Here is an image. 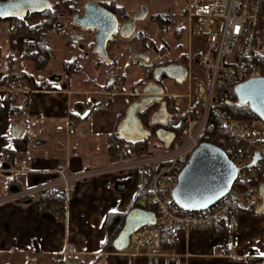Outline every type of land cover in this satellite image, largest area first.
I'll return each mask as SVG.
<instances>
[{
	"label": "crops",
	"instance_id": "0c3cea01",
	"mask_svg": "<svg viewBox=\"0 0 264 264\" xmlns=\"http://www.w3.org/2000/svg\"><path fill=\"white\" fill-rule=\"evenodd\" d=\"M126 5L128 4L116 6L125 11L127 19L119 18L123 23L129 20L128 15L140 8H144L146 17L149 12L152 13L145 6L137 10L129 4L130 8L127 10ZM164 14L168 20L167 28L171 26V20L169 14ZM154 17L152 16V21ZM176 32L178 43L185 34L187 48L181 51L179 62L167 65L175 63L186 67L190 56L193 59V70L206 74L196 63L205 51V40L194 38L189 42L187 25L186 28L176 29ZM195 40L203 41V49L192 54L191 47ZM118 52L121 53L119 48ZM24 54L25 49L19 56L21 61L27 60ZM121 57L126 59L123 63L124 71L128 72L136 65L146 71L143 81L130 82L127 90L124 89L129 83L128 78L124 72L118 71L122 68L121 65H117L116 69L109 63L101 62L96 56V61L105 68L102 67V74L97 79H87L82 77L83 57L79 54L75 59L73 55L68 54L62 68L64 77L47 76L44 73L47 67L36 75L39 83L49 88L36 90L29 86L30 91L27 93L0 92V170L20 169L22 164H27L30 168V172L22 173L17 181L12 175L0 173V186L4 187L6 193L14 191V183H17L19 189H31L54 182L57 179L54 171L60 161L67 162L68 173L107 168L110 165L114 155L110 149L115 147L111 139L117 134V127L124 118L125 110L133 99L142 96L144 86L152 80V77L148 78V67L138 62H126L127 57ZM74 61L75 66L67 70L69 64ZM13 62V58H9L8 65L5 63L6 66L0 69V72H4L0 77L6 76V82L22 73L31 72L21 70L18 75H12ZM111 66L113 68L109 69ZM92 67L99 66L93 64ZM51 72L55 74L54 70ZM188 72L190 76L191 72ZM119 74L122 78L121 91L115 96L107 95L114 77ZM189 76L182 86L187 84ZM197 81L198 78L192 81L194 94L201 86ZM189 88L190 86L187 93L191 91ZM95 105H102L106 109L104 112L92 113L91 107ZM15 124L22 127L21 136L17 139L10 136L11 126ZM70 126L74 130L73 134H69ZM153 139L156 138L152 137ZM149 144L153 143L147 141V145H143L146 147ZM5 155H9V159H6ZM139 183L138 175L133 173L106 174L78 182L71 198L66 201L63 199L64 213L61 220H55L47 211L49 208L42 202V194L46 192L25 197L19 202L1 205L0 264H68L70 260L78 264H147L145 257H128L121 254L124 251L118 253L110 250L112 243L104 247L107 217L126 215L130 211L129 206L137 193ZM8 184L12 191H7ZM259 204L260 198L250 211L243 212L234 220L227 244L223 243L222 236H215L213 231L178 230L169 238L172 244H169L168 248L162 247L160 240L158 248L162 253L179 256V264L262 263L264 211L259 215L254 213ZM67 245H71L74 250L69 256H65ZM222 247L227 249L229 258L220 256ZM157 264L176 263L159 258Z\"/></svg>",
	"mask_w": 264,
	"mask_h": 264
},
{
	"label": "built area",
	"instance_id": "2783aa9c",
	"mask_svg": "<svg viewBox=\"0 0 264 264\" xmlns=\"http://www.w3.org/2000/svg\"><path fill=\"white\" fill-rule=\"evenodd\" d=\"M2 1L6 0H0ZM45 1L50 5L56 2ZM263 8L264 0H188L183 12L188 38L189 42L194 38L205 40V51L196 63L203 72H206L207 81L205 85L201 84V96L199 88L195 94L189 91L181 96L188 102L185 107L184 124L168 148L162 145L163 147L153 150L150 154L136 155L131 153L129 147L119 145L107 168L86 169L78 173H68L67 162L60 161L54 171L57 179L52 183L31 189H19L17 183L13 182L14 191L9 193L0 186V206L19 202L25 197L42 192H54L66 201L74 194L78 182L106 174L133 173L147 178V193L140 196L139 204L152 207L150 210L155 214V224L133 234L129 248L121 253L122 255L145 257L147 264H157L159 258L179 264V256L162 253L159 250L161 238H171L178 230L213 231L224 222L231 232L234 220L256 203L259 198L258 189L264 184V129H257L255 127L257 122L231 121L227 124L229 141L221 149L225 153L226 150L230 152V156L226 154L236 168L237 176L231 190L223 198L205 210L191 212L180 209L174 203L171 193L192 152L201 143L199 139L211 114L217 77L222 74L229 84L233 82L234 75L264 77V67L249 61L256 51L255 32ZM8 33L14 34L15 27L9 26ZM260 52H264V46ZM192 61V57L189 56L186 67L190 72ZM121 84L122 78L114 77L106 94L117 95L121 91ZM29 91V85L25 80L8 81L0 85V92L7 94ZM196 98L202 102V106L197 117H193L190 109ZM105 109L102 105H95L91 107V112H104ZM225 126V122L221 120L217 125V131L221 132ZM73 132L70 126L69 134ZM255 156L257 159L252 164ZM5 158L9 159V155H5ZM27 172H30L27 164H22L20 169L0 170L1 174L14 176L16 181L22 173ZM47 211L55 220L62 219L58 207L49 208ZM222 241L227 244L230 237L223 236ZM73 251V247L67 245L65 256H69ZM220 252L221 257L229 258L225 247H222Z\"/></svg>",
	"mask_w": 264,
	"mask_h": 264
},
{
	"label": "water",
	"instance_id": "95a60500",
	"mask_svg": "<svg viewBox=\"0 0 264 264\" xmlns=\"http://www.w3.org/2000/svg\"><path fill=\"white\" fill-rule=\"evenodd\" d=\"M50 7L45 0H6L0 2V19L6 17H24L28 12H41ZM146 12V11H145ZM144 12V13H145ZM137 18L127 20L119 24L116 16L106 8L89 1L83 7V14L74 15L72 24L78 26L83 32L93 31L92 52L103 63H109L107 46L111 37L117 32L123 39H130L135 32ZM130 51V49H128ZM137 60L148 62L144 55H137ZM189 76L186 67L180 64H168L157 67L152 72V81L143 88L139 100L131 103L125 110L124 118L117 127V134L129 143H140L149 138L150 133L141 122L139 113L159 102L164 95V89L157 82L163 77L181 85ZM238 105L248 106L259 121L264 124V77L249 78L233 87ZM202 95V87H199V96ZM168 112L162 105L149 118L150 123L162 126L154 131L157 141L168 148L175 138L173 131L163 128ZM21 125L11 126L10 136L17 139L21 136ZM255 156L252 164L256 161ZM237 176L236 168L227 154L219 147L201 142L192 152L187 164L181 171L171 197L174 203L182 210L197 212L202 211L223 198L232 188ZM261 204L257 205L254 213L261 214L264 211V184L258 189ZM155 224V214L152 210L141 208L131 209L125 216L124 224L112 242V250L121 253L129 248L131 237L142 228ZM68 264H78L70 260ZM264 264V261L261 263Z\"/></svg>",
	"mask_w": 264,
	"mask_h": 264
},
{
	"label": "trees",
	"instance_id": "16d2710c",
	"mask_svg": "<svg viewBox=\"0 0 264 264\" xmlns=\"http://www.w3.org/2000/svg\"><path fill=\"white\" fill-rule=\"evenodd\" d=\"M71 0H60L55 3H52L50 7L41 12H28L24 17H6L4 19H0V22H7L10 26L15 27L14 36L11 38V45H13L14 40L17 36H21L24 40L25 44V56L28 60H30L33 64V70L31 72L22 73L19 77L13 78L10 81H18L25 80L31 89L41 90L43 88H49V86H43L37 80L35 75L36 73L42 72L48 65L52 58V49L49 47L45 39L49 33L53 31L61 30V20L65 17L70 18L76 13L74 6L71 4ZM107 10L112 12L113 14H117L121 19H127L125 11L123 8L116 7L114 2L110 0L106 5H104ZM37 18L38 22L33 25L27 24V21ZM153 21L157 24L159 29H165L168 25V20L166 15H157L153 18ZM132 41L137 45L144 44L147 40L142 33L136 34ZM72 38L67 43L70 45V48H74L72 45ZM77 42H75L76 44ZM264 46V8L261 14L260 23L256 28L255 32V47L256 51L253 53L250 58L251 63H256L264 67V52H260V49ZM77 47V44L75 45ZM31 50H30V49ZM72 49V50H73ZM1 56V49H0ZM198 57V56H197ZM171 63V62H169ZM167 64V63H163ZM75 66V62H72L67 67V70L70 67ZM196 67L197 65L194 64ZM153 68L148 69V78L152 77ZM7 77H0V85L6 82ZM249 79V76L246 74L234 75V79L232 83H227L224 76L220 74L217 77V83L214 91V96L211 104V114L207 121V124L204 128V131L199 139L200 142H206L213 144L219 148H223V145L228 143L229 141V130L227 124L231 121H241V122H258V117L253 114L248 106L238 105L236 96L233 92V87L241 83L245 80ZM141 85V84H139ZM181 100H178L180 102ZM202 106V102L196 98L191 109L190 113L193 117H197L198 111ZM150 111L146 112L140 118L144 125L147 126V119ZM186 115V110L183 109L182 113L177 114L174 121L170 122L165 126L166 129L173 131L176 135H178L184 124V117ZM223 120L226 124L225 128L221 131H217V125L219 122ZM152 137H154V133H152ZM113 146L117 147L119 145L129 147L131 153L136 155L150 154V151H147V146L143 148V150L137 149L138 143H129L125 139H122L118 136V134L113 135L112 137ZM147 145V142H143V144ZM115 147H111L112 153H114ZM226 153L230 156V152L226 150ZM140 179L139 187L137 193L131 202L129 209L133 208H141L145 210H150L151 206H143L139 204L140 196L146 194V184L147 178L138 176ZM7 191H12L9 184L6 186ZM42 202L45 203L47 208H55L58 207L61 215L64 213V200L62 197L56 196L55 194H50L48 192L42 194ZM252 207V206H251ZM251 207L246 209L245 211H250ZM244 211V212H245ZM125 214H116L109 215L107 217L106 222V242L104 247L110 246L113 240L117 237L119 232L121 231ZM213 234L215 236H228L229 231L227 228V223L224 222L213 229ZM162 242V247L168 248L169 245V237H163L160 239ZM256 264H260L261 261L255 262Z\"/></svg>",
	"mask_w": 264,
	"mask_h": 264
},
{
	"label": "rangeland",
	"instance_id": "374dc122",
	"mask_svg": "<svg viewBox=\"0 0 264 264\" xmlns=\"http://www.w3.org/2000/svg\"><path fill=\"white\" fill-rule=\"evenodd\" d=\"M60 1V0H56ZM114 1V4L117 6L118 4H130L133 3L131 8H136L137 10L141 6H145L148 8L149 12L147 19L136 25L135 33L138 34V32H141L143 36H145L146 40L148 43H150L152 46H154V57H156V63H169V62H179L181 57L180 53L183 51L185 48H187V43H186V38L185 34L182 35V38L180 40V43L177 42V35L176 29L180 28H186V21L184 19V8L188 2V0H112ZM71 4L74 6L75 10H78L79 6L86 4L88 0H71ZM127 6V10L128 7ZM153 10V11H152ZM167 13L169 14V18L171 20V26L167 27L164 30H160L155 23L151 20L152 16H156L157 14H164ZM153 14V15H152ZM129 19L131 18V14L128 15ZM73 16L70 18H63L61 20V30L60 31H53L48 34V36L45 39L46 44L51 47L52 49V58L50 60L49 65L47 68L44 70V73L47 74V76H54V77H59L64 75L63 71V65L66 63L65 56L73 55L75 59H77L78 55L80 54L81 57H83V68L84 71L82 73V77L87 78V79H97L99 76H101L102 72V67L104 66L103 64H100L98 61H96V56L92 52L87 51L85 48L86 40L81 36L79 33L78 29L74 27V25L71 24V19ZM120 24L123 23L122 20H120ZM38 22L37 18H32L27 21V24L33 25ZM9 24L7 22H0V49H1V56H0V69L4 68L6 65H8V59L13 58V68H12V75H18L20 71L22 70H33V64L30 60H22L19 58L21 52L23 49H25L24 46V40L21 36H17L14 40L13 45H11V38L14 36L8 35V29H9ZM72 38V45L74 46L75 49L70 48V45L67 43L70 41ZM203 40V39H202ZM75 42H77V47H75ZM115 42V43H114ZM113 43H110L108 45V52H109V57L114 58L116 55L115 53L111 50L117 46L119 50L121 51L117 53V64L114 63L112 65L117 69V65H121L122 68L118 69L119 72H124L126 74V77L128 78L129 83L126 84V87L130 84V82L133 81H143V77L145 76V69L142 67H138V65L134 66L131 70L128 72L124 71L123 67L125 63L124 58L121 56L124 55V57H127V61L129 62V58L126 54V48L127 46H131L132 48H135V50L138 49V47H134L135 44L133 43L132 40H122L120 38H117V44L116 41ZM82 45V46H80ZM80 46V47H78ZM203 41L195 40L192 43V54H195L196 51H202L203 49ZM79 48V49H78ZM73 49V50H72ZM91 49V48H90ZM81 52H80V51ZM11 56V57H10ZM88 58V60H87ZM124 59V60H123ZM76 62V61H74ZM122 62V63H121ZM76 64V63H75ZM93 64L98 65L99 67L94 68L92 67ZM109 67L113 68V67ZM105 68V66H104ZM7 70V69H6ZM55 72V74H52L51 71ZM108 70V69H107ZM191 74H190V79L188 80L187 84L178 85L171 81L168 78H163L161 80V86L163 87L165 91V95H170L173 99L175 100H181L180 102L182 103L181 106L179 107L180 113H182L183 109L185 110L186 105H187V99L183 98L181 96L187 94V88L190 86L189 89H191V94H194V86L192 85V81L196 80L198 78L197 83L206 84L207 81V75L205 73H201L198 70H193V67H191ZM4 72H0V74H3ZM38 73L35 72V75ZM119 76H121L119 74ZM64 77V76H63ZM124 90H127L128 87ZM188 89V91H189ZM193 96V95H192ZM134 100V99H133ZM94 101V99H92ZM84 109L85 106H83ZM257 129H264V124L258 121L255 126ZM153 144H149L147 146V151H153L156 149L161 148V143L158 142L156 139H151V141H148ZM143 143L139 144L137 146V149H140L141 147H144ZM112 250V248L110 249ZM83 264H88V262H84Z\"/></svg>",
	"mask_w": 264,
	"mask_h": 264
},
{
	"label": "flooded vegetation",
	"instance_id": "af4514ba",
	"mask_svg": "<svg viewBox=\"0 0 264 264\" xmlns=\"http://www.w3.org/2000/svg\"><path fill=\"white\" fill-rule=\"evenodd\" d=\"M89 1H93L95 2L97 5L99 6H102L105 8L104 5H106L110 0H88ZM87 3V2H86ZM85 6V4H83L82 6L80 5L78 10H76V13L74 15H81L83 14V7ZM144 8H140V10L132 13L131 15V18L130 19H133L134 17L137 18L136 20V23H135V29H136V25L139 24V23H142L144 22L147 17V13L145 12ZM73 15V16H74ZM116 16V18L119 20L120 17H117V14H114ZM71 24H72V21H71ZM119 24H120V21H119ZM73 25V24H72ZM79 31V33L81 34V36L86 40V44H85V48L87 49V51L89 52H92V46H93V39L91 37V35L93 34V31H88V32H83L78 26H75ZM140 33V32H138ZM137 33L134 32L133 36L130 38V39H123L119 33H115L112 37H111V40L109 42L110 43H113L114 41H116V44H117V38H120L122 40H128L130 41L131 39H133V37L136 35ZM115 43V42H114ZM108 44V45H109ZM82 46V45H80ZM78 46V47H80ZM134 47H138L137 50H135V48H132L131 46H127L126 48V54L129 56V61H133V62H138L140 63L141 65L145 66V67H148V68H153V70L157 67H162V66H166L167 64H163V63H159L157 64L156 63V57H154V54H155V51H154V46H152L150 43H148V41H146L144 44L142 45H137L135 44ZM91 48V49H90ZM128 49H130V51H128ZM113 52L115 53V57H114V61H112V58L109 57V52H108V46H107V56L110 60L109 64L110 65H113V62L117 64V46H115V48H113ZM137 55H144L148 58V62L147 63H144L143 60H137L135 57ZM152 70V72H153ZM163 79V77L157 82L158 85H161V80ZM152 81V80H151ZM139 100L138 99H134L131 103H133L134 101H137ZM130 103V104H131ZM129 104V105H130ZM181 102H178L177 100H174L171 96H167L165 95V91H164V95H163V98L159 101V102H155L152 106L146 108L145 110H143L142 112L139 113V117L141 118L143 114H145L146 112L150 111L149 113V116H148V119H147V126L143 124L142 120V124L144 126V128L146 130L149 131L150 133V136L149 138H147L145 141H149L150 139H152V133H154V131L162 126H153L150 121H149V118L150 116L155 112L157 111L162 105H165L166 106V109H167V112H168V117L167 119L165 120V123H164V128L167 124H169L170 122L174 121V119L176 118L177 114L179 115L180 111H179V107L181 106Z\"/></svg>",
	"mask_w": 264,
	"mask_h": 264
},
{
	"label": "snow or ice",
	"instance_id": "6c2138e0",
	"mask_svg": "<svg viewBox=\"0 0 264 264\" xmlns=\"http://www.w3.org/2000/svg\"><path fill=\"white\" fill-rule=\"evenodd\" d=\"M0 15H5V13H0Z\"/></svg>",
	"mask_w": 264,
	"mask_h": 264
}]
</instances>
